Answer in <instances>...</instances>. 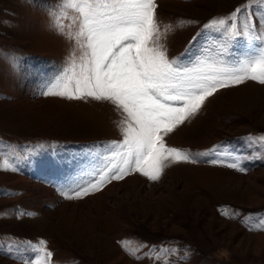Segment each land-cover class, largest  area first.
Here are the masks:
<instances>
[{
	"label": "rangeland",
	"instance_id": "obj_1",
	"mask_svg": "<svg viewBox=\"0 0 264 264\" xmlns=\"http://www.w3.org/2000/svg\"><path fill=\"white\" fill-rule=\"evenodd\" d=\"M156 4V43L170 61L188 67L221 58L233 66L250 54L242 37L221 51L222 33L204 27L238 7L237 30L249 24L264 33L259 0ZM79 27V12L63 0H0V163L15 167L0 168V264H36L43 257L29 243L41 241L52 253L47 264H264V84L258 81L218 89L166 134V145L190 159L165 161L158 180L130 172L67 198L114 163L107 148L123 140L127 119L108 100L42 94L73 54L80 64ZM229 155L240 157L238 168L228 167Z\"/></svg>",
	"mask_w": 264,
	"mask_h": 264
},
{
	"label": "snow or ice",
	"instance_id": "obj_2",
	"mask_svg": "<svg viewBox=\"0 0 264 264\" xmlns=\"http://www.w3.org/2000/svg\"><path fill=\"white\" fill-rule=\"evenodd\" d=\"M259 3L264 5V0ZM63 4L80 14L74 38L84 52L79 65L73 54L70 66L45 85L42 94L108 100L127 113L123 140L109 142L107 148V159L114 163L95 182H87V186L75 191L74 196L65 193L69 199L88 195L99 190L106 179H122L130 172L158 180L167 166L165 161L190 159L184 151L166 145V134L197 113L218 89L246 80L264 84V33L257 34L255 26L249 24L243 31L237 30L235 20L242 12L239 7L229 18L213 19L204 27L222 33L225 43L221 51L226 52L225 45L242 37L250 54L237 59L233 66L221 58L212 62L199 60L188 67L179 63V58L170 61L163 46L156 43L161 35L156 0H63ZM68 35L73 38L72 33ZM260 140L264 141V137ZM216 150L214 146L212 151ZM227 158L234 161L228 167H239L240 157ZM0 168L15 170L8 160L0 163ZM44 245L45 241L36 246L29 243L33 253L43 257L36 264H47L52 255Z\"/></svg>",
	"mask_w": 264,
	"mask_h": 264
}]
</instances>
